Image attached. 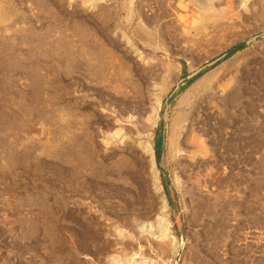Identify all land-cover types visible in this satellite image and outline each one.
Returning <instances> with one entry per match:
<instances>
[{"label":"rangeland","instance_id":"rangeland-1","mask_svg":"<svg viewBox=\"0 0 264 264\" xmlns=\"http://www.w3.org/2000/svg\"><path fill=\"white\" fill-rule=\"evenodd\" d=\"M102 50L115 52L152 97L175 81L152 127L153 158L127 148L137 178L122 181L117 196L90 171L76 177L52 151L58 106L69 118L66 104L83 108L98 97L82 53ZM218 65L226 78H242L231 98L211 100L213 119L197 110L207 130L190 139L202 158L184 169L182 189L167 150L171 122L185 112L177 98ZM152 101L133 116H147ZM103 131L94 125L99 161L111 141ZM154 170L169 206L166 234L158 230ZM141 175L150 179L146 192L136 183ZM144 224L159 237L141 234ZM116 227L124 238L110 247ZM92 236L106 247L105 264L112 255L116 264H264V0H0V264H91L75 248Z\"/></svg>","mask_w":264,"mask_h":264},{"label":"bare ground","instance_id":"bare-ground-1","mask_svg":"<svg viewBox=\"0 0 264 264\" xmlns=\"http://www.w3.org/2000/svg\"><path fill=\"white\" fill-rule=\"evenodd\" d=\"M100 14L102 15L103 22L106 21V14ZM254 14L262 15L263 10L257 8ZM180 18L182 19V24L183 22L187 21L186 15H180ZM82 54L84 55L86 60V67L88 73H90L91 79L95 81V95H97L98 97H96L95 100H93L91 103H89L83 108L77 107L72 103L68 105L66 104V108H68L70 112L69 118L66 117V114L64 115V107L60 108L58 106L52 117V120L55 125V141L52 145V151L53 155H55L60 160L65 159L67 160V162H70L72 164V170L76 177L84 175L86 172L90 171L91 175L100 177L102 181V186L105 189L109 191L112 190L114 192V195L117 196V194L119 195V193H121L123 189L122 187L124 185L121 186L122 181L127 180L128 182L129 179H132L136 175V166L134 165L135 160L133 159V156L131 159L129 158V153L127 155L125 154V152L127 153V148L131 149V147L133 146L135 148H140L143 153H148L153 158L154 133L152 131V127L156 126L158 122L162 99L166 94L167 89L175 81H171L170 84L167 85L164 83L165 85H163L162 87L160 86L161 88L158 89L159 92L153 94L154 96L152 97V94L150 93L152 92L151 88L147 86H139L137 83L138 79L136 80L134 78V75L132 74L133 70H130L128 65L123 63V61L118 62L116 59L115 52L111 50H102L98 54L93 52L88 54L83 52ZM76 56L83 57L81 54L79 56ZM76 56L70 57L72 61V69L77 68L78 66V62L76 63L75 61ZM224 67H226V65H223L220 68L218 65L215 68H212L211 70L205 72L189 87H187L177 98V102L179 104H184L185 112H183V114H180L176 119L171 122L167 150L172 157H175L174 160L176 161V164L179 165L178 168L180 174L178 179L179 185L180 187H182V189L189 188L186 187V184L188 182L187 178H185V176H182L184 175V169L192 168L196 165H199V161L202 158H199L197 149H194L192 145L191 141L193 140L190 139V135L193 130L195 131V129H200L202 131L205 129V127L201 126L200 123H203L204 126H206L205 121L202 119V121H200V119L196 116L198 112L197 110H203L205 115L209 119H213L215 117V114L213 111L214 108L212 107L211 100L216 99L222 101L224 99L231 98L239 81H241L242 75L239 74L240 72H237L235 75L226 78V72L225 69H223ZM177 68V76H179V73L181 72V67ZM159 79L160 82H163L165 80L163 76H160ZM59 95L60 94L53 95L54 99H56L57 102L61 99ZM152 98L154 100L152 101L153 107L150 106L148 115L146 114L147 116H144L143 114L142 116L138 115L137 117H134L133 113L137 112L136 109L139 106L143 107V109H146V102H150ZM101 108L105 110V113L102 112ZM129 112L132 114L131 117L129 115ZM95 124H100L102 126V130H105L103 131V134L105 135L107 133L106 138L108 140H111L110 146H104L102 148V152L100 154L102 160L100 161L96 159L95 153L93 151L96 139L95 134H93ZM77 126L78 128L81 127L79 128L80 133L74 132L72 134V127ZM115 126L117 128H115ZM112 128H115V131L111 137L108 135V132H113ZM206 130L207 128L204 131ZM154 166L155 164L153 162L152 168ZM141 177V179L139 178L138 180H136V183H138L141 189L146 192L148 190V185L150 184V179L144 178L143 175H141ZM151 177H153L151 178V180L155 182V190L161 198L162 203L159 212L160 214L158 217V230L162 232L160 234H166L168 233V226L170 225L168 219L169 206L164 193L161 192L162 185L157 182L158 171L154 170ZM208 195H211V192H209ZM200 196L202 195L200 194ZM202 201H200L198 204L202 205L203 203H205V201ZM151 227V225L144 224L140 227V232L141 234L148 233L151 238L157 239L160 234L154 233L151 230ZM90 238L85 237L82 239V241L78 242L79 245L75 248L76 254L83 253L86 255H91L93 258L91 264H96L95 261H97V264H105L104 260L106 258V247L97 244L96 241L93 239V236L92 239ZM123 238V230L116 227L112 241L109 240L111 244L110 247H115L118 244H122ZM160 246V251L164 253L168 247V242H163ZM127 247L130 248V252H132L135 248L132 242H130ZM116 257L117 256L115 255H112L111 257L108 256V264H116ZM132 258L133 257L131 255H127L125 259L127 262H130Z\"/></svg>","mask_w":264,"mask_h":264}]
</instances>
